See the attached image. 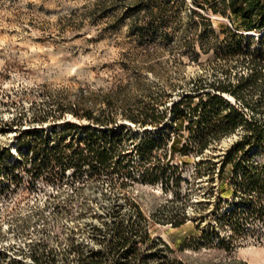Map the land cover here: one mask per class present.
I'll return each instance as SVG.
<instances>
[{"label": "rangeland", "instance_id": "374dc122", "mask_svg": "<svg viewBox=\"0 0 264 264\" xmlns=\"http://www.w3.org/2000/svg\"><path fill=\"white\" fill-rule=\"evenodd\" d=\"M97 1L0 0V264H11V259L38 264L32 257L34 249L54 251L57 264H78L70 255L73 244L85 250L100 248L118 219L139 223L137 211L143 213L146 220L141 223L152 236L168 243L172 256L189 264H264V221L248 225L239 234L218 225L220 180L209 174V161L220 168L238 135L225 137L204 156H186L180 150L186 141L184 131L180 136L172 122L161 130L142 128L125 116L144 106L145 95L157 92L161 84L173 92L167 99L171 105L177 82L215 69L213 53H203L201 63L194 62L182 49L163 42L172 22L140 20L158 0L141 5L135 0H113L107 8ZM161 1L163 15L190 13L182 0H169L181 9L173 12L167 11V0ZM212 19L216 27L230 24L224 16L212 14ZM73 102L81 114L92 109L95 116H115L117 123L110 128L93 126L100 133L98 140L118 142L117 148L125 150L122 154L137 164L146 129L171 136L169 143L157 144L154 162L161 166L160 172L167 161L179 170L169 171L170 182L163 177L143 180L140 166L134 169L137 178L131 180L116 173L97 178L89 168L75 174L73 168L63 173L53 167L39 171L41 176L35 179L41 168L29 171L36 159L29 148L42 137L49 138L45 146L54 145L50 158L59 154V143L68 153L70 144H85L89 139L86 127L93 124L89 119L67 111L59 115L61 107ZM48 113L44 123L34 120ZM175 138L178 141L172 144ZM202 159L206 164L197 174ZM255 160L264 161V153H257ZM225 177L232 180L229 169ZM228 193L224 210L233 202ZM186 213L189 219L178 227L167 222L169 214L180 221ZM204 230L210 231L212 242L203 240L206 244L197 246ZM214 230L218 235H213ZM216 236L227 238V244L233 236L231 250L219 247ZM185 242L192 245L181 248Z\"/></svg>", "mask_w": 264, "mask_h": 264}, {"label": "trees", "instance_id": "16d2710c", "mask_svg": "<svg viewBox=\"0 0 264 264\" xmlns=\"http://www.w3.org/2000/svg\"><path fill=\"white\" fill-rule=\"evenodd\" d=\"M111 1L99 0L97 4L107 8ZM151 1L135 0V4ZM163 2L158 0L157 6H150L146 16L139 19L146 21L145 24L159 21L169 25L172 22V27L167 26L169 31L163 34V42L182 49L191 60L198 63H201L199 60L203 53H213L215 69L212 72L202 70L189 80L177 82L172 87L177 97L171 105L167 104V99L172 97L173 92L161 84L157 92L150 91L145 95L148 102L144 106H138L136 113L132 111L134 113L125 116L142 128L152 126L161 130L172 122L175 125L174 131H178L180 136V131H184L186 141L180 150L186 156L191 153L204 156L225 137L238 135L237 141L226 152L221 167L217 169L216 164L209 161L208 172L214 180L215 176L220 180L218 192L221 194V212L218 225L224 229L231 227L235 234H239L248 225L264 221V161L255 160L257 153H264V0H191L189 4L182 0L186 4V11L190 13L173 15H163ZM166 3L170 8L167 11L181 10L177 5L170 4L169 0ZM198 9L211 12L200 13ZM212 14L228 18L230 24L221 23L216 27ZM169 18L171 21H168ZM147 84L153 86L152 83ZM59 111L60 116L67 111L74 116L89 119L93 123L86 127L89 139L85 140V144H70L68 153L59 148L63 145L59 143V154L50 158L54 145L45 146L50 143L49 138L42 137L39 144L29 148L36 154L29 171L41 168L35 174V179L41 176L40 172L44 168L53 167L63 173L73 168L75 174L89 168L91 176L97 178L105 173H116L131 180L137 178L134 169L140 166L142 171L139 170L138 174L143 180L157 181L163 177L170 182L172 174L169 171L180 168L167 161L160 172L161 166L154 162L157 158L154 154L157 144L169 143L171 136L163 133L162 136L155 135L146 129L147 135L137 150L141 156L137 164L134 159L122 154L125 150L117 148L118 142L112 140L100 143L98 140L100 133L93 126L110 128L117 123L115 116H95L92 109L84 110L81 114L79 105L74 102L61 107ZM48 118L49 113L47 116L35 117L34 120L44 123ZM31 132L28 130V133ZM121 136L116 137L120 140ZM176 141L175 138L172 144ZM41 156L46 158L42 160ZM29 160L28 157L27 162ZM203 164L206 162L202 159L197 174L202 172ZM112 166H115L114 172L109 170ZM228 169L231 181L225 177ZM228 192L233 202L224 210L222 204L227 203L225 197ZM137 212L139 223L133 218L118 219L111 226L113 232L105 239L104 245L85 250L73 244L70 255H75L78 264H189L182 258L172 256L174 250L159 237L152 236L146 224L141 223L142 219L146 220L143 213ZM188 219L187 213L180 221L175 220L172 214L167 216V222L177 227ZM202 233L197 246L212 242L210 231L204 230ZM218 233L214 230L213 235ZM216 237L219 247L231 250L233 236L229 237L228 244L227 238ZM191 245V242H185L181 248ZM32 257L38 264L44 261L57 264L54 251L51 250L34 249ZM9 263L21 264L16 259H11Z\"/></svg>", "mask_w": 264, "mask_h": 264}, {"label": "bare ground", "instance_id": "6f19581e", "mask_svg": "<svg viewBox=\"0 0 264 264\" xmlns=\"http://www.w3.org/2000/svg\"><path fill=\"white\" fill-rule=\"evenodd\" d=\"M167 238V237H166ZM167 241H168V239H167ZM169 242V241H168Z\"/></svg>", "mask_w": 264, "mask_h": 264}]
</instances>
